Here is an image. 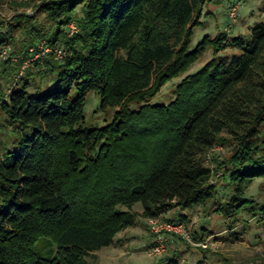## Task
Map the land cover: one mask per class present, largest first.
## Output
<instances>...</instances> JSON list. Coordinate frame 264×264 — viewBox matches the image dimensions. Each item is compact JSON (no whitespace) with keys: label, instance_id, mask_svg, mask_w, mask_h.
<instances>
[{"label":"trees","instance_id":"1","mask_svg":"<svg viewBox=\"0 0 264 264\" xmlns=\"http://www.w3.org/2000/svg\"><path fill=\"white\" fill-rule=\"evenodd\" d=\"M209 1L39 6L52 26L31 27L30 44L64 38L77 5L79 32L65 39L62 61L42 59L50 84L29 91L27 79L15 80L6 93L0 84V113L12 137L0 152V264H92L86 256L110 245L138 215L204 207L218 194L205 154L225 140L230 150L217 167L229 193L215 210L228 217L252 207L244 192L264 176V19L246 36L217 31L190 49ZM29 17L16 13L5 22L0 48ZM207 48L213 56L180 77L171 100L150 102ZM226 48L238 52L217 53ZM89 91L101 108H113L108 121L85 124ZM137 202L141 211H132ZM260 209L264 216V204Z\"/></svg>","mask_w":264,"mask_h":264},{"label":"rangeland","instance_id":"2","mask_svg":"<svg viewBox=\"0 0 264 264\" xmlns=\"http://www.w3.org/2000/svg\"><path fill=\"white\" fill-rule=\"evenodd\" d=\"M54 0H2L0 1V30L5 29L8 21L16 13L31 15L23 21V29L14 30L12 41L5 46L7 53H23L31 43L28 31L31 27L44 28L46 31L52 26V20L47 17L39 6L51 3ZM236 0H211L205 5L208 13L201 17V23L195 25L190 36L189 48L192 49L204 36L212 37L217 31L236 32L246 36L253 22L264 19V0H240L238 15L232 21L227 18L228 6ZM81 5H77L71 12L74 21L81 15ZM245 23V25H244ZM59 38L65 43L67 39ZM39 39L34 40L38 42ZM44 40V39H41ZM39 40V41H41ZM45 41V40H44ZM31 45V44H30ZM67 46V44H66ZM68 50V46H67ZM238 52L235 48H226L217 52L229 55ZM213 56L211 48L200 52L189 68L180 76L166 81L159 92L150 99L166 103L174 96V87L181 76L191 74L198 70L205 61ZM46 57V58H45ZM42 59H53L48 54ZM21 59L11 66L0 56V84L2 91L7 92L15 82V74L20 70ZM51 73L45 66L44 60L36 64L33 61L16 79L22 83L27 79L29 89L41 88L50 84ZM113 108H101L99 97L93 92H87L83 105L85 124L99 125L108 121L112 116ZM9 127L4 124L0 113V152L4 145L9 146L11 141ZM230 145L228 141L217 142L205 154V165L212 169V181L218 188V194L209 198L204 207L195 205L191 209L171 208L163 213H158L162 219L180 218L187 227L189 239L171 235L166 242L165 250L156 256L147 255L145 250L151 243L150 233L145 217L138 215L136 222L114 236L110 245L102 246L93 251L86 259L92 264H167L168 259H173L177 264H194L201 260L203 264H264V216H261L260 206L264 204V176L257 177L244 192L245 197L253 199L252 207L243 208L238 214L224 217L215 210L216 201L228 197L229 188L222 184L225 178L222 175L223 167H217V162L228 155ZM214 201V204H213ZM132 211H141L139 202L131 207ZM232 222V223H231Z\"/></svg>","mask_w":264,"mask_h":264},{"label":"built area","instance_id":"3","mask_svg":"<svg viewBox=\"0 0 264 264\" xmlns=\"http://www.w3.org/2000/svg\"><path fill=\"white\" fill-rule=\"evenodd\" d=\"M239 1L240 0H236L228 6L226 14L229 21L234 20L238 15ZM64 31L67 38L72 37L79 32V27L74 20H70L64 25ZM48 54H52L54 59L62 61L63 58L69 54V50H67V46L63 42H46L44 40L27 46L23 53L20 54H11L7 53L5 48L0 49V56L5 60L9 59V61L13 63L21 59L20 70L15 74V80L33 61H39V63H41L42 58ZM145 221L152 234L151 243L145 250L147 255L156 256L161 254L165 250L166 242L171 235H177L183 239H189L187 227L181 220L147 216L145 217Z\"/></svg>","mask_w":264,"mask_h":264},{"label":"crops","instance_id":"4","mask_svg":"<svg viewBox=\"0 0 264 264\" xmlns=\"http://www.w3.org/2000/svg\"><path fill=\"white\" fill-rule=\"evenodd\" d=\"M244 25H245V23H244ZM227 33H228V35H235V34H240V32L239 33H234V32H232V33H229L228 31H227ZM29 91H35V89H33V90H30L29 89V87L27 88ZM164 212V211H163ZM163 212H160V213H163Z\"/></svg>","mask_w":264,"mask_h":264}]
</instances>
